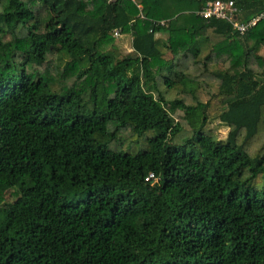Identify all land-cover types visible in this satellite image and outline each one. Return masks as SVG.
<instances>
[{
  "label": "trees",
  "instance_id": "obj_1",
  "mask_svg": "<svg viewBox=\"0 0 264 264\" xmlns=\"http://www.w3.org/2000/svg\"><path fill=\"white\" fill-rule=\"evenodd\" d=\"M211 1L0 0V264H264V20L239 36Z\"/></svg>",
  "mask_w": 264,
  "mask_h": 264
},
{
  "label": "rangeland",
  "instance_id": "obj_2",
  "mask_svg": "<svg viewBox=\"0 0 264 264\" xmlns=\"http://www.w3.org/2000/svg\"><path fill=\"white\" fill-rule=\"evenodd\" d=\"M156 39L158 40V47L160 51L163 53V59L164 60H169L171 59V54L167 51V49L164 47L167 36L164 34H158L156 35ZM217 40H211V42H204L200 44V49H201V57H204L207 55L210 50L213 48L214 44L216 43ZM107 51H113V53L117 56H127L131 53V36L130 35H123L122 37L118 38H113V43L111 46H108L106 48ZM259 56L264 55V49L262 48L259 53ZM52 61V72L53 75H56L60 72V69H63L65 65L70 61V58L66 55H60V56H53L51 57ZM80 70L84 71L88 67V62L84 60L83 62L80 63L79 65ZM56 68H58L56 70ZM51 88L53 91H59V84L55 81L52 83ZM89 110L91 109V105L88 106ZM209 127L211 130H213L214 134L219 140H226L227 135H228V127L222 123L219 122L218 119L214 118L211 120V123L209 124ZM152 134H146L144 137H150ZM125 139L127 138L126 136L124 137ZM143 148L140 145V143L135 142V141H130L127 143H122L118 145H113L109 148V150L113 153H129V154H135L139 151H141ZM15 191H11L10 193H7L5 197V201L11 202L14 201L15 197ZM2 204V201L0 200V205Z\"/></svg>",
  "mask_w": 264,
  "mask_h": 264
},
{
  "label": "built area",
  "instance_id": "obj_3",
  "mask_svg": "<svg viewBox=\"0 0 264 264\" xmlns=\"http://www.w3.org/2000/svg\"><path fill=\"white\" fill-rule=\"evenodd\" d=\"M133 2L137 9L139 10V18L144 19L143 15L141 14L142 6L135 3V0H130ZM238 9L235 6L233 1H223V0H216L208 2L201 10L197 11L195 14L203 20H218L223 21L229 24L232 28V31L239 36H243L253 27H255L260 21L264 20V12L259 14L258 16L252 18L247 22H241L238 19ZM161 26L165 24V21L159 23ZM120 30H114L112 32L113 38L122 37ZM264 79V74H263ZM150 180H155L153 174H149L148 177L145 179L146 182Z\"/></svg>",
  "mask_w": 264,
  "mask_h": 264
}]
</instances>
